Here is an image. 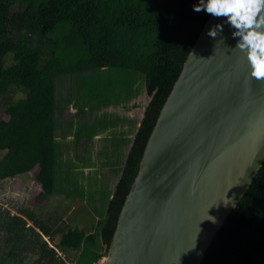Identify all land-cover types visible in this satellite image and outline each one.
<instances>
[{"label":"trees","instance_id":"16d2710c","mask_svg":"<svg viewBox=\"0 0 264 264\" xmlns=\"http://www.w3.org/2000/svg\"><path fill=\"white\" fill-rule=\"evenodd\" d=\"M198 2L0 0V107L7 116L0 118V181L36 170L38 209L57 189L67 138L74 136L75 155L83 160L99 130L93 122L72 135L77 120L68 117V107L75 106L78 120L110 107L107 95L95 101L104 103L97 111H89L84 86L90 92L97 78L111 80V107L124 110L137 106L128 104L142 89L150 97L133 137L115 129L104 141L107 158L115 161L111 166L121 173L111 198L98 191L99 203L92 202L97 218L88 211L82 227L64 221L57 227L25 200L0 199V264H26L24 255L31 264H96L106 256L150 133L209 18L193 11ZM103 114L113 126L135 122L111 109ZM58 233L51 247L43 235L52 241ZM202 264H264V164Z\"/></svg>","mask_w":264,"mask_h":264},{"label":"water","instance_id":"95a60500","mask_svg":"<svg viewBox=\"0 0 264 264\" xmlns=\"http://www.w3.org/2000/svg\"><path fill=\"white\" fill-rule=\"evenodd\" d=\"M209 15L145 145L102 264H202L264 164V80Z\"/></svg>","mask_w":264,"mask_h":264},{"label":"rangeland","instance_id":"374dc122","mask_svg":"<svg viewBox=\"0 0 264 264\" xmlns=\"http://www.w3.org/2000/svg\"><path fill=\"white\" fill-rule=\"evenodd\" d=\"M100 81L103 82L104 78H97L93 86L91 87L90 92L87 91V85L84 86L82 92L83 101H87L85 104H86V108H88L89 111H91L92 109L94 111L95 110L97 111V109L94 107H96V105L97 106L103 105L104 103L102 104L103 100H101L100 103L95 101L98 99L100 100L105 96L106 97L110 96L108 100L110 102L109 103L110 107L107 106H106L107 108L101 107L100 113L98 112V115L93 114L91 119L86 118L82 120L76 119L75 114H73L75 113L74 112L76 109L75 106L73 105L69 106L68 107L69 111H67L68 117L70 119L77 120L75 121V124L71 129L72 135H74L76 130H78L79 128H83V129L89 128L93 122L95 123L94 125L99 126L98 127L99 134L97 136H94L93 138L94 141L90 140L88 144L89 158L79 166L72 165V159L69 158L71 149L67 150L65 148L66 150L64 155L66 157L62 163L63 168L62 169L59 168L58 171V181L56 186L57 189L55 193L49 196V198L46 199L45 202L41 204L40 209L41 208L43 209L39 210L40 211L38 213L39 215H43L45 211L49 210L52 206H55L56 210L58 209L59 212H62V210L63 211L67 210V206H71L73 204L74 209L70 210L69 213L67 214V217L69 218L68 222L71 224L80 223L82 222V218L89 219L90 216L88 215V211L92 206V202L95 204L96 202L99 203L101 199V195L98 193V191L100 192L104 190L103 192L106 195L108 196L112 195L114 184H116L119 177V167L115 168V166H111L110 164H104L106 163L103 162V156H106L103 147L105 137L104 140L103 138L101 141L98 140L99 142H96V139H99L100 135L102 136L103 133L105 132L111 133L115 129H117V131L121 133L124 134L128 133L131 136H133L134 130L137 126L136 123L142 118L144 107L148 103L150 97L148 96L147 92L144 89H142L140 94L136 96L128 104V106H131L134 103H136L137 106L126 110L122 109L121 106L114 108L111 107V92L109 91L111 90L110 87L111 80L107 82L104 81L102 86H98ZM81 104L82 103H80V105ZM110 109L111 111L118 112L119 114H125L130 118H134L135 122L131 124L128 121L121 123V125L119 126H111V118H107L103 114L106 113V115L108 116ZM0 118H7V116L4 114V108L2 107H0ZM71 139H67V141H71ZM64 141L66 142V139ZM111 160L113 161V159ZM96 167L98 168L95 169ZM35 173L36 170H34L33 175H27V176L23 175L21 177H18L16 180L9 179L6 181H0V199L6 198L8 196H12L13 199H17V200L18 198H20L19 201L25 200L26 203L30 204L33 207V209L37 211L38 204L35 198L37 194L36 193L37 189L39 188L38 185L40 184L36 182ZM70 193H72L73 197L72 200L68 199L69 200L68 201L67 199L64 198V195H69ZM74 197H76L78 200H74ZM77 201L78 204L81 203L84 206L83 213L80 211L75 212V209L78 206ZM71 218L74 219V221H71L70 220ZM103 261L104 259L102 258L96 264H102Z\"/></svg>","mask_w":264,"mask_h":264},{"label":"clouds","instance_id":"9594fccd","mask_svg":"<svg viewBox=\"0 0 264 264\" xmlns=\"http://www.w3.org/2000/svg\"><path fill=\"white\" fill-rule=\"evenodd\" d=\"M193 11H204L223 21L207 32L212 38L223 33L225 25L233 29L232 37L238 38L234 49L244 53L249 76L257 81L264 80V0H199L193 5Z\"/></svg>","mask_w":264,"mask_h":264},{"label":"crops","instance_id":"0c3cea01","mask_svg":"<svg viewBox=\"0 0 264 264\" xmlns=\"http://www.w3.org/2000/svg\"><path fill=\"white\" fill-rule=\"evenodd\" d=\"M142 117H143V115H142ZM142 119V118H141ZM141 119L138 121V123H137V126L139 125V122L141 121ZM130 122V121H129ZM131 124H132V122H130ZM111 126H113V125H111ZM121 133V132H120ZM99 134V132H97L94 136H97ZM111 134H112V132L111 133H109V132H105V133H103L102 134V136L100 135V138L99 139H96V142H99V141H101L102 140V138H103V140H104V137H105V139L107 138V137H111ZM124 134V133H123ZM127 134V133H126ZM94 136L92 137V138H90V140L92 141H94ZM134 136V135H133ZM132 136V137H133ZM71 138H73V139H71ZM67 139H71V141H69V144L70 145H66V149L68 150V149H71V153H70V155H69V158H71L72 159V165H75V166H79L80 164H83V162H85L88 158H89V153H88V148H87V152L85 153V155H84V158H83V160H79L77 157H76V155H75V151H74V147H73V140H74V136H71V137H68ZM99 140V141H98ZM93 143H95V142H93ZM89 146V145H88ZM64 154H65V151H64ZM63 154V155H64ZM103 156V155H102ZM65 159V155L63 156V160ZM74 161V162H73ZM103 162H106V163H104V164H110L111 165V163H113V162H115L114 160L112 161L111 160V158H107L106 156H103ZM112 166H115V168L116 167H118V166H116L115 164L114 165H112ZM98 167H96L95 169H97ZM106 168V167H105ZM112 168V167H111ZM91 170V169H90ZM90 172V171H89ZM120 173H121V167H119V176H120ZM24 176H27V175H30V174H23ZM23 175H19V176H16L15 178H13V179H17L18 177H21V176H23ZM31 175H33V174H31ZM88 176V175H87ZM107 177V176H106ZM118 179H119V177H118ZM118 181V180H117ZM34 182V181H33ZM117 183V182H116ZM115 185L116 184H114V187H115ZM26 189V188H25ZM114 189V188H113ZM71 195H72V193H70ZM70 194H69V196H70ZM106 195V194H105ZM106 197L108 198V197H110L111 198V196H108V195H106ZM64 198L65 199H69L68 198V195H64ZM18 199H20V198H18ZM74 200H78L77 198H75ZM69 201V200H68ZM96 202V201H95ZM97 203V202H96ZM26 205H29V206H31L30 204H28V203H25ZM77 204H78V201H77ZM82 205H81V203H79L78 204V206L76 207V209H75V212L76 211H79L77 208L78 207H81ZM93 206V205H92ZM92 206L90 207V209H89V212L90 213H93L94 214V216L97 218V215L94 213V211H95V208H92ZM83 207V206H82ZM81 207V208H82ZM31 208L33 209V207L31 206ZM41 209H43V208H41ZM40 208L39 209H37V212L39 213L40 211L39 210H41ZM74 209V205L72 204L71 206H67V210H62V212H59L58 211V209L56 210L55 209V206H52L49 210H46L45 211V213L43 214V215H40V216H42V218L43 219H45V220H48V221H50L51 223H54V222H57V223H55V225H57V227L59 226V227H61V226H64L65 224V222L67 223L68 222V217H67V214L69 213V211L70 210H73ZM82 210V209H81ZM81 210H80V212H81ZM14 212V211H13ZM83 212V211H82ZM60 213H62V214H60ZM77 214V213H76ZM47 216V217H46ZM49 218H50V220H49ZM71 221H74V219H70ZM62 221H64V223H62ZM28 224H30V222H28ZM78 226V227H82V225H83V218H82V222H80V223H76V224H71V226ZM53 228V227H52ZM52 231H54L53 229H51ZM60 233V232H59ZM57 234L56 236H55V238H54V240H49V236H45V235H43L44 236V238L49 242V243H51V244H54V245H57V239L59 238V235L60 234ZM26 255H24L23 256V260L26 262V264H31L32 263V261H33V259H31L30 258V256H28V257H26Z\"/></svg>","mask_w":264,"mask_h":264}]
</instances>
